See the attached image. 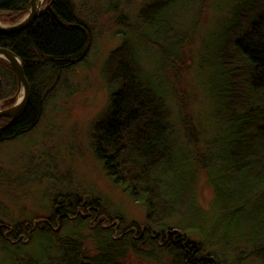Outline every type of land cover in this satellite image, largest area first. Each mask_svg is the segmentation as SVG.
<instances>
[{
    "label": "trees",
    "instance_id": "obj_1",
    "mask_svg": "<svg viewBox=\"0 0 264 264\" xmlns=\"http://www.w3.org/2000/svg\"><path fill=\"white\" fill-rule=\"evenodd\" d=\"M29 2L0 0V21L15 23L26 14ZM203 4L204 0H159L144 6L140 18L143 28L150 32L141 29L134 34L135 40L124 39L108 56L104 78L110 110L107 119L96 126L95 155L112 183L145 207L147 221L142 230L134 224L124 226L120 217L107 215L95 202L87 204L90 217L84 216L83 222H98L94 230L98 253L91 264H123L119 258L128 252L154 260L158 250L172 258L171 264H216L186 235L195 225L179 228L163 220L182 212L181 199L186 195L180 192L191 190L197 171L203 169L209 172L206 176L215 198L231 206L220 210L223 217L207 237L217 232L219 244H230L220 241L218 232L223 221L225 225L231 221L233 229L240 231L234 242H264V222L253 236H242V229L236 226L242 225L240 218L251 197L264 201V0H232L228 12L206 36L202 84L213 122L210 137L203 144L206 153L193 149L195 131L186 120V138L172 139L166 106L169 89L165 80L143 72L137 54L136 41L144 48H153L164 65L183 66L184 47L193 40ZM89 41V30L75 17L70 0H45L43 14L28 29L0 34V48L20 60L31 89L26 109L10 126V120L0 118V129L6 128L0 131V143L15 140L38 125L53 75L81 63ZM17 87L13 69L0 59V104L4 109L12 106ZM179 193L181 198L174 202L171 198ZM71 200L66 198L61 204L66 210L60 206L59 212L44 223L17 225L10 237L17 240L22 236L31 243L38 235L49 242L48 251L55 237L61 262L77 264L80 241L59 237L55 230L68 220L67 215L75 218L76 210L86 209L79 200L74 204ZM62 210L67 215L62 216ZM103 217L106 219H100ZM107 221L109 227H102ZM145 240L147 250L143 249ZM248 256L264 257V246L254 248Z\"/></svg>",
    "mask_w": 264,
    "mask_h": 264
},
{
    "label": "rangeland",
    "instance_id": "obj_2",
    "mask_svg": "<svg viewBox=\"0 0 264 264\" xmlns=\"http://www.w3.org/2000/svg\"><path fill=\"white\" fill-rule=\"evenodd\" d=\"M70 1L75 17L90 33L87 54L73 68L53 75L38 125L15 140L0 143V264H63L55 237L48 251L49 242L43 237L35 235L30 243L22 236L15 240L9 233H14L19 224L32 222L34 225L33 221L39 224L51 219L55 208L66 198H72L71 204L79 200L82 207L95 202L107 215L120 217L124 226L134 224L142 230L147 221L145 207L134 202L107 176L95 155L94 135L97 124L107 119L110 110V95L104 78L108 56L124 39L133 40L134 34L141 29L150 32L143 28L140 12L144 6L159 0ZM231 1L204 0L193 40L187 41L184 47L183 66L164 65L153 48H144L140 42H135L143 72L165 80L169 89L166 106L172 139L186 138L183 124L186 120L195 131L197 142L193 149L199 154L206 153L203 144L213 129L211 104L202 84L205 72L201 64L202 47L216 21L228 12ZM42 6L45 7V0ZM21 96L22 89L18 91L17 87L12 106ZM2 110L6 108L0 104ZM206 174L209 172L198 170L194 187L180 192L186 195L185 200L181 199L184 206L180 216L163 220L179 228L195 225V230L188 229L186 235L204 254L211 255L216 264H264V257L248 256L254 248L264 246V242H234L240 231L233 229L231 221L229 225L223 221L218 239L233 244H219L217 232L207 237L223 217L220 210L229 205L228 201L215 198ZM210 177L214 180L212 175ZM180 193L171 199L178 202ZM247 202L240 218L242 222H239L242 225L236 226L242 229V236H253L264 222V201L253 196ZM63 210L60 214L67 215ZM75 213V218L67 215L66 222L57 223L55 230L59 237L80 241L82 249L77 264L90 262L98 253V238L94 234L98 222L94 219L83 222L86 216L90 217L87 207L84 211L80 207ZM102 227H109V222H104ZM144 244L143 249H149L146 240ZM119 252L122 251L119 249ZM156 253L154 260L136 257L131 252L119 259L123 264H171L168 254L159 250Z\"/></svg>",
    "mask_w": 264,
    "mask_h": 264
},
{
    "label": "water",
    "instance_id": "obj_3",
    "mask_svg": "<svg viewBox=\"0 0 264 264\" xmlns=\"http://www.w3.org/2000/svg\"><path fill=\"white\" fill-rule=\"evenodd\" d=\"M39 1L40 0H30V2L28 3L26 14L17 23L13 25H7L0 21V34L13 35L28 29L34 23V21L44 12V8L42 6L44 0H42L40 3ZM0 59L8 63L9 66L13 69L16 75L18 91L19 89H22V96L16 102V104L6 110L0 111V118L10 120V126L14 122L16 117L26 109L30 100L31 89L28 81L24 76L20 60L11 51L0 48ZM4 129L6 128H2L0 129V131ZM79 264H91V262L80 261Z\"/></svg>",
    "mask_w": 264,
    "mask_h": 264
},
{
    "label": "flooded vegetation",
    "instance_id": "obj_4",
    "mask_svg": "<svg viewBox=\"0 0 264 264\" xmlns=\"http://www.w3.org/2000/svg\"><path fill=\"white\" fill-rule=\"evenodd\" d=\"M58 209H60V207H56V208H55V211L58 212Z\"/></svg>",
    "mask_w": 264,
    "mask_h": 264
},
{
    "label": "bare ground",
    "instance_id": "obj_5",
    "mask_svg": "<svg viewBox=\"0 0 264 264\" xmlns=\"http://www.w3.org/2000/svg\"><path fill=\"white\" fill-rule=\"evenodd\" d=\"M42 0L39 1V3L41 2Z\"/></svg>",
    "mask_w": 264,
    "mask_h": 264
}]
</instances>
